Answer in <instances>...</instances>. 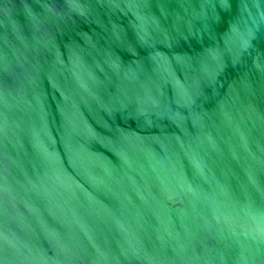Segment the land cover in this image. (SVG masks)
<instances>
[{"label":"water","instance_id":"water-1","mask_svg":"<svg viewBox=\"0 0 264 264\" xmlns=\"http://www.w3.org/2000/svg\"><path fill=\"white\" fill-rule=\"evenodd\" d=\"M0 264H264V0H0Z\"/></svg>","mask_w":264,"mask_h":264}]
</instances>
